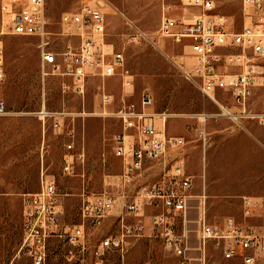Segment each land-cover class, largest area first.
<instances>
[{"label": "rangeland", "instance_id": "1", "mask_svg": "<svg viewBox=\"0 0 264 264\" xmlns=\"http://www.w3.org/2000/svg\"><path fill=\"white\" fill-rule=\"evenodd\" d=\"M83 1L47 0L48 29L53 34L54 49L60 51L66 42L77 40L73 25L64 23L62 16L76 11ZM215 2L217 11L227 15L235 31L257 20L253 9L244 8L240 0ZM100 3L106 14V40L123 51L125 68L131 73L132 86L126 89L120 74L90 76L85 81L84 92L75 88L70 77L56 74L43 77L40 39L8 32L3 28L0 15L5 70L0 80V98L7 105L6 113L0 116V264H32L29 258L14 259V255L23 238L24 197L40 190L43 178L53 181L60 193V232L78 226L84 228V235L76 245L70 243L67 236L52 237L47 264H94L93 250L100 240L120 232L121 205L110 211L102 226H95L81 215L84 203L99 194L122 190L120 175L124 160L116 155L115 136L125 129L116 117L101 114L105 108L104 91L114 96V102L106 106L107 111H114L125 102H138L148 90L154 97L151 111L169 114L168 134L182 135L186 139L184 146L171 153L184 159L187 173L193 177V191L198 193L204 188L209 165L219 178L214 196H210V222L225 226L226 219L221 216L234 215L228 222L247 220L264 234V156L255 155L249 146H242L239 137V131H254L260 120L232 118L225 109L238 113L239 106L231 90H216L217 103L186 78L184 71L192 72L195 65L188 39L176 42L163 38L158 45L147 40L130 41L131 28L119 11L155 37L161 20V0ZM197 10L190 6L180 7L177 14L191 17ZM239 51L237 47H218L212 60L221 70L236 74L241 69L227 63V56ZM255 65L257 73L248 110L263 113L264 55ZM44 109L46 114L41 113ZM203 114L209 116L204 119ZM259 128L264 131V125ZM136 131L134 126L127 129L126 139L132 141ZM200 131L205 132L206 140ZM69 143L72 148L67 147ZM82 152L84 156L79 157ZM65 157L70 160V170L65 169ZM169 158L152 161L148 169L142 171L141 181L156 182ZM199 172L200 181L196 177ZM227 173L233 184L220 180ZM207 189L209 192V187ZM244 196H248L247 200L259 201L263 208L259 207L246 218ZM150 212L143 218L148 228L151 226ZM207 260L209 264H243L241 256L225 258L214 243L207 247ZM105 264H178V257L160 236L149 230L133 241L124 253L111 250ZM256 264H264V255Z\"/></svg>", "mask_w": 264, "mask_h": 264}, {"label": "built area", "instance_id": "2", "mask_svg": "<svg viewBox=\"0 0 264 264\" xmlns=\"http://www.w3.org/2000/svg\"><path fill=\"white\" fill-rule=\"evenodd\" d=\"M100 1L85 0L80 7L62 16L64 23L74 27L76 41L66 42L58 51L52 46V32L46 14L47 0H0V15L3 28L17 35L37 36L43 77L50 74L70 77L79 92H84L85 81L90 76L123 77L126 88L132 86L131 73L125 68V56L113 43L106 40V14ZM244 8H251L257 20L241 30H233L227 15L217 11L215 0H161V20L156 36L129 19L123 12L131 28L129 39L132 42L147 40L158 45L163 38H172L176 42L190 41V50L195 59L192 72L184 71L186 78L209 95L217 103L216 90H231L234 100L240 107L237 118H258L264 122L263 113L248 110V100L252 93L253 78L256 75L255 62L264 55V0H240ZM198 9L190 16L178 15L181 7ZM4 30L1 31L3 33ZM218 47H237V53L227 56V63L240 67L236 74L218 68L213 53ZM231 62V63H230ZM4 47L0 38V80L4 78ZM104 110L102 115H111L119 119L125 129L115 136L116 155L123 158L124 170L120 175L122 190L119 193L105 192L93 200L84 203L81 215L95 226H102L108 213L120 199L127 213L139 215L146 206H163L164 210L152 215L151 223L161 230L166 246L178 257V264H193L194 261L206 264V249L210 241L222 249L225 258L236 255L243 258V264H256L264 255V234L250 222L239 223L230 220L226 226L209 222L207 216V196L199 197V216L196 220L197 241L192 246L188 230L179 231L175 222L178 217L187 219L191 205L192 178L185 170L182 157H175L161 172L160 178L152 184H138V176L147 160H162L167 154L185 145L182 135H170L167 132L165 112L151 111L154 97L145 90L138 102H125L114 111L106 106L114 102V96L104 91L102 94ZM7 111L4 99L0 98V116ZM230 116L232 113L229 114ZM204 119L209 115L203 114ZM232 117V116H231ZM136 127L134 139L127 140L126 130ZM206 140L204 132L200 133ZM72 148V144L67 145ZM80 153L79 157H83ZM70 160L65 157V169L70 170ZM136 186L134 192L131 187ZM249 204V201L246 200ZM249 206V205H248ZM250 214L249 208L246 215ZM62 203L56 184L43 178L40 190L28 193L23 200V238L14 255V259L25 256L32 264H47L49 242L52 237L67 236L72 244H77L84 235L82 226L60 232ZM122 232L118 236H106L93 250L94 264H105V258L112 249H123L126 239L139 236L145 223L139 218L127 222L121 217ZM197 249L199 256L192 255Z\"/></svg>", "mask_w": 264, "mask_h": 264}, {"label": "crops", "instance_id": "3", "mask_svg": "<svg viewBox=\"0 0 264 264\" xmlns=\"http://www.w3.org/2000/svg\"><path fill=\"white\" fill-rule=\"evenodd\" d=\"M239 111H240V107H239ZM232 118H233V116H232ZM242 118H248V117H242ZM259 124H260L259 126H262V125H264V122L259 121ZM259 126H256L254 128V131H251V132H248V133L245 132V131L244 132L243 131H239V137L241 138L240 141L242 142V146H245V147H248L249 146L251 148L252 153H254L255 155H263L264 156V135H263V132L264 131H262L259 128ZM201 132H204V131H200V133ZM166 156H168L170 158H169L168 161H166L165 166H166V164H169L172 161L173 158L179 157V155H172V153H169ZM152 161L153 160H147L145 162V165H144L143 169L141 170L140 175L138 176V184H148L145 181H141L140 177L142 175V171L144 169H148V167H149V165L151 164ZM155 161H157V160H155ZM165 166L163 167V169L165 168ZM163 169H162V171H163ZM185 170H186V163H185ZM186 173H187V170H186ZM196 177L200 181V179H201L200 178L201 177V173L199 172L196 175ZM191 178H192V188H191V196H192V199H191V205H190V207H189V209L187 211V219L186 220H183V218L180 216V217H178V220L175 222V225L178 227L179 231H182L183 228L186 229V230H188V233H189V236H190V242H191L192 246L196 247L197 244H198V241H197V225H196V220H197V218L199 216V197L202 195V193L206 194V196H207V216H208V220L210 222V213H209V211H210V198H211L210 196H214V186L218 183V179L219 178H216L215 177L214 169H213V167H211L209 165L208 166V169L206 171V177H205V181H204V188L202 190H200L198 193H195L193 191V189H194V181H193V177H191ZM220 180H222V182H225L226 181L225 182L226 184H227V182L233 184L232 177L230 176L229 179H228V173L225 174V176H223V178H221ZM133 187H136V186H133ZM207 187H209V192L210 193L208 192ZM134 190L135 189H133V190L130 189L131 192H134ZM244 197L246 199V197H248V196H244ZM247 201H249V204L246 203V208H245V216H246V218L250 217L253 214L254 210L258 209L259 207H261V209L263 208V205L260 204L259 201H253V200H247ZM117 205H121L122 208H123L122 213L118 216L119 223H120V232L117 235H106V236H118V235L121 234V232H122V220H121V217L124 216V215H125V218H126V221L127 222H133V221H135V220H137V219L140 218L145 223V228H144V230L142 231V233L139 236H130V237H128L126 239V243H125L123 249H112V250H117V251H120L121 253H124L125 251H127V249L129 248V246L131 245V243L133 241H135L136 239H139V238L145 236L149 230H151L153 234H156V235L160 236V238L163 240V242L165 244L164 238H163V236L161 234V230L159 228L153 226L152 223H151L150 228H148V226L146 225L145 220L143 219L144 218V215H146V213H148L149 210L151 211L150 212L151 213L150 214V217L152 218V215L153 214L164 210V207L163 206H159V207L146 206L144 210H141L139 212V215H135L134 213L132 214V213H127L126 212L125 208L122 205V201L120 199H118L116 201V204L113 207V209ZM247 208H249V210H250V214L249 215H246V209ZM109 213H108V215H109ZM233 216L234 215H227V214H224L223 216H221V218L223 217L224 219H226L224 221L225 222L224 223L225 226L227 225L226 223L228 222L229 217H233ZM129 218H133V220L131 221ZM105 221H106V219H105ZM211 223H213V222H211ZM213 224H215V223H213ZM220 226H223V225H220ZM210 243H214L215 244L214 241H210L208 243V245ZM208 245H207V247H208ZM218 248L221 249L220 247H218ZM221 251H222V249H221ZM191 253L194 256H199L200 255V251L197 250V249H193L191 251ZM236 256H240V255H236ZM236 256H234L233 258H235ZM206 258H207V249H206ZM233 258H230V259H233ZM105 260H106V258H105ZM242 263H243V258H242ZM193 264H203V263L194 261ZM206 264H209V261L208 260H207V263Z\"/></svg>", "mask_w": 264, "mask_h": 264}, {"label": "bare ground", "instance_id": "4", "mask_svg": "<svg viewBox=\"0 0 264 264\" xmlns=\"http://www.w3.org/2000/svg\"><path fill=\"white\" fill-rule=\"evenodd\" d=\"M220 105H222V104H220ZM41 113H42V114H46L47 112H46L45 109H44V110L41 111ZM225 113H226V114H230V113H232L231 116H233V117H237V116H238L236 113L230 112V111L227 110V109H225ZM47 115H50V114H47ZM44 116H45V115H44Z\"/></svg>", "mask_w": 264, "mask_h": 264}]
</instances>
